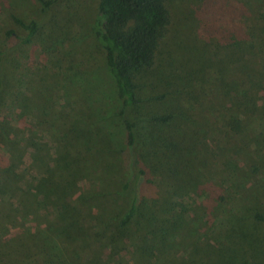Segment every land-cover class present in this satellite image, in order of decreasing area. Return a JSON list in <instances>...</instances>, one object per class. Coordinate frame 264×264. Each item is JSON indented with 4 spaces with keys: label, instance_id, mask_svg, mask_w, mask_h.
Masks as SVG:
<instances>
[{
    "label": "rangeland",
    "instance_id": "obj_1",
    "mask_svg": "<svg viewBox=\"0 0 264 264\" xmlns=\"http://www.w3.org/2000/svg\"><path fill=\"white\" fill-rule=\"evenodd\" d=\"M43 1L0 0V264H41L38 249L22 248L34 229L60 241L71 264H264V0L168 1L173 21L133 114L172 115L145 122L170 138L171 159L159 169L163 192H142L157 221H134L140 228L120 225L133 193L123 188L122 102L94 31L100 0L46 11ZM14 17L40 24L29 43ZM189 147L196 161L184 165L175 154ZM185 175L198 180L172 189ZM179 216L172 238L137 248Z\"/></svg>",
    "mask_w": 264,
    "mask_h": 264
},
{
    "label": "trees",
    "instance_id": "obj_2",
    "mask_svg": "<svg viewBox=\"0 0 264 264\" xmlns=\"http://www.w3.org/2000/svg\"><path fill=\"white\" fill-rule=\"evenodd\" d=\"M168 1L100 0L94 25V31L105 51L106 64L116 82L118 97L122 102L119 115L125 126L124 141L129 169V178L124 183L123 188L126 196L129 195V192L133 193L129 211L120 224L122 228L129 227L131 224L140 228L139 226H144L147 221L149 224H154L157 221L156 216L143 212L144 196H142V192L143 190L144 192L150 191L152 188L159 189L160 193L163 192L159 169L171 159L164 151L170 138L163 136L160 138L159 133L154 132L152 128L146 129L145 122L151 123L152 121V124L160 127V124H167L172 119V115L145 116L144 119L143 114H133L135 109L144 102L142 86H140L139 81L145 79L156 67L159 52L164 40L168 37V31L173 21ZM43 2L44 11H46L54 4L55 0ZM13 20L27 32V35L22 38L24 43H29L39 31L40 24L35 21L26 24L16 17ZM5 56H8V53L0 48L1 62L4 61L3 57ZM0 67L2 71L6 70V67ZM5 92V83L0 80V105ZM163 98L164 96H156L154 99ZM185 138L194 139L193 132H187ZM173 142L175 141L173 140ZM177 155L184 165L194 164L196 161L193 147L179 150L175 156ZM189 169L192 170L193 167H189ZM180 178L181 176L178 182L170 184L172 189L176 184L186 189L187 186L198 180L190 178L188 175H185L184 179ZM172 196H175V194L165 193L164 199L169 203L171 202L173 207L175 203L172 202ZM174 219L171 222L172 224L169 225L171 226L170 229L165 230H163V222H158L157 230L148 232L150 236L148 235L147 238L139 240L142 242L137 245V248L145 251L146 248L153 247V245L161 243L162 240L164 242L172 238V231L180 224L181 217H175ZM256 220L264 223V214H257ZM134 221L139 226L134 224ZM73 228L80 230L78 233L85 232L82 227H80L81 229ZM230 236L237 238L236 231H232ZM56 237L59 239L58 235ZM67 237L72 243L75 242L73 235ZM245 239H248V237L246 236ZM57 241L46 230L42 233L34 229L30 231L28 239L22 241V248L28 249L27 245L31 244L38 249L41 264H71L68 262V256L65 255L64 248L59 243L60 241ZM228 243L236 249L241 247V242L236 240H229ZM261 243V240L257 239L256 245L259 246ZM198 262L196 259L194 260L195 264Z\"/></svg>",
    "mask_w": 264,
    "mask_h": 264
}]
</instances>
